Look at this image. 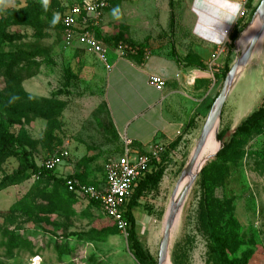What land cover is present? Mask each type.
Here are the masks:
<instances>
[{"label":"rangeland","instance_id":"obj_1","mask_svg":"<svg viewBox=\"0 0 264 264\" xmlns=\"http://www.w3.org/2000/svg\"><path fill=\"white\" fill-rule=\"evenodd\" d=\"M34 1L42 6L41 0ZM78 1L50 0L48 9L54 16ZM253 1L239 20L237 45L231 46L235 18L229 21L233 14L227 0H108L104 15L94 23L106 63L83 48H63L59 28L45 14L24 10L26 0L0 11V19L7 20L0 21V100L21 114L9 128L37 165L65 145L68 156L56 173L81 181L102 178L103 164L125 148L127 138H120L103 99L104 71L115 56L141 62L149 53L175 57L184 49L190 59L193 45L210 42L211 52L225 47L210 69L209 57L204 64L213 72L204 114L190 120L192 126L184 127L174 146L155 137L138 149L164 161L160 183L144 192L134 208L137 237L155 261L169 197L222 86L224 65L230 68L245 46L241 37L260 0ZM117 6L119 20L111 16ZM195 64L203 67L200 61ZM262 97L264 32L230 85L217 124L220 141L229 140ZM0 119L8 120L1 108ZM234 139L224 156L203 165L211 169L207 185L201 183L202 166L184 196L171 225L172 264H214L211 221L229 238V257L249 252L247 264H264V122L259 131L238 133ZM131 144L126 148L134 150ZM17 166L15 157L0 154V264H139L127 235L93 202L54 179L32 173L14 177Z\"/></svg>","mask_w":264,"mask_h":264},{"label":"crops","instance_id":"obj_2","mask_svg":"<svg viewBox=\"0 0 264 264\" xmlns=\"http://www.w3.org/2000/svg\"><path fill=\"white\" fill-rule=\"evenodd\" d=\"M227 1L231 4L229 11L235 18L232 32L234 29L242 28L239 20H243L244 17H238L233 7L237 0ZM250 2L252 7L254 1ZM104 13L105 10L102 15ZM94 23L96 20L92 18L87 20V27L100 38L99 30ZM192 23L187 25L190 26ZM234 43L237 45L236 39ZM191 48L193 52L190 59L185 58L184 49L179 50L182 54L175 57L162 53H149L141 62L115 56L111 60V68L104 71L103 99L106 109L120 138L129 139L131 146L136 150L147 146L155 137L170 142L178 137L182 138L186 124L193 117L196 119L195 116H200L206 111L211 97L213 72H210L204 64L213 44L205 42L202 45H193ZM197 61H200L203 67H198L195 64ZM149 74H157L164 79V85L160 90L147 82ZM103 180L104 171L102 178L85 181L100 185Z\"/></svg>","mask_w":264,"mask_h":264},{"label":"built area","instance_id":"obj_3","mask_svg":"<svg viewBox=\"0 0 264 264\" xmlns=\"http://www.w3.org/2000/svg\"><path fill=\"white\" fill-rule=\"evenodd\" d=\"M108 0H80L70 4L60 14V36L63 48L80 47L93 53L106 63V48L88 27L87 20L101 18ZM242 8L237 12L238 17L246 13L248 0H239ZM225 51L223 45L216 47L209 55L207 67L210 69L218 56ZM147 82L160 90L164 79L157 74H149ZM130 144V140H126ZM125 148L120 155L107 160L103 164L104 180L102 184L84 183L71 177L65 178L67 189L98 202L100 210L112 220L119 231L125 232L126 222L122 207L132 192L136 182L149 170L153 154ZM68 156L67 149L61 146L57 152L46 158L41 166L57 170ZM65 176V175H63Z\"/></svg>","mask_w":264,"mask_h":264},{"label":"trees","instance_id":"obj_4","mask_svg":"<svg viewBox=\"0 0 264 264\" xmlns=\"http://www.w3.org/2000/svg\"><path fill=\"white\" fill-rule=\"evenodd\" d=\"M250 7V2H249ZM255 6L252 8L254 11ZM27 12H32L35 14H45L50 21L53 19V14L49 11H44L43 7L38 5L34 0H26V7L24 8ZM13 11L11 15H14ZM0 21L6 22V18L0 19ZM247 21L244 23V25ZM243 25V26H244ZM56 27L59 28L60 31V22L56 24ZM240 29H234L229 35V44L232 46L234 45V41L238 38ZM106 40V39H105ZM227 61L225 60V63ZM229 66L226 63L224 65L223 75L228 71ZM2 101V102H1ZM0 108L3 109L7 113L8 120H1L0 119V154L5 156H13L18 160V166L13 172L14 177H20L21 175L25 174H38L42 177H47L50 179H54L60 181L61 184L67 189L65 185V178L71 177L75 178L72 174L57 175L56 170L54 169H46L41 165H37L29 158V153L26 149L21 148L17 137L14 133L10 130L9 124L13 121L12 118H17L20 116V112L17 109H13L9 107L4 100H0ZM18 119V118H17ZM264 122V97L259 102V104L238 124L235 126L234 130L231 132L229 140L221 141L222 147L218 149L215 156H224L228 146L232 145L234 142V135L238 133H251L254 131L260 130V123ZM236 124V123H235ZM192 126V122H188L186 124V129ZM218 139H222L220 133L217 134ZM180 137L174 139L170 142L171 146H174ZM139 148V147H138ZM141 148H139L140 150ZM142 150V149H141ZM143 152V151H142ZM166 156V155H164ZM163 160V159H162ZM161 159L155 160L152 158L150 162V168L147 170L144 175L136 182L132 192L130 193L129 197L127 198L125 204L122 207L123 217L126 222L125 232L127 235V239L129 241V250L131 251L133 257L139 264H156V261L151 257V255L145 250L142 246L140 240L136 234V221L133 214V208L136 207L139 203V199L142 197L143 193L147 190L155 188L163 174L164 171V161ZM202 173V185L206 186V179L208 174L211 173V169L206 167L201 168ZM6 178H12V176H6ZM84 183H89L86 181H81ZM93 183V182H91ZM70 193V192H69ZM93 202L97 207L98 202L92 199H89ZM211 221V220H210ZM113 224V223H112ZM114 228L118 230V228L113 224ZM210 228L212 230V238L215 242V249H216V256L214 260V264H247L249 258V252H243L240 256L229 257L228 252L230 250L229 238L226 234H223L219 228L217 222L211 221ZM21 238V237H20ZM22 240V239H21ZM25 241V240H22Z\"/></svg>","mask_w":264,"mask_h":264},{"label":"water","instance_id":"obj_5","mask_svg":"<svg viewBox=\"0 0 264 264\" xmlns=\"http://www.w3.org/2000/svg\"><path fill=\"white\" fill-rule=\"evenodd\" d=\"M255 15H258L260 17L261 24H260L259 28L252 35V37H251L248 45L246 46V48L238 55V57L234 60L233 64L228 69V71L224 77V80L222 82V86H221L219 92L217 93V95L215 96V98H214L212 104L210 105L209 110L205 116V119H204V122L201 126L199 135L196 138L194 148H193L190 156L188 157V160L186 161V163L182 167L178 179H180L181 177H183L186 174H189L191 172V170L193 169V167L196 165L197 156L202 149V146L204 144L207 132L217 121H219L222 106H223L225 98L228 94L230 85H231L232 81L234 80V75H235L236 69L238 67H241L242 65H244L247 62L256 41L260 38L262 32H264V0H260L258 2V5L256 6L254 13L252 15L251 21L253 20ZM216 138L219 142V147H218V149H219L220 147H222V142L218 139L217 134H216ZM218 149H217V151H218ZM216 152L212 155V157L215 156ZM198 169L200 170V168H198ZM196 174H195V176H196ZM178 179H177V181H178ZM192 179H193V177H192ZM188 185L181 192V194H180V196L176 202L175 207L178 204H180V202L182 201ZM172 193H173V190H172ZM173 211H174V208H170V211L168 212L166 219H165L163 232H162L161 239L159 242L156 264H161L163 258L165 257V255L167 253L168 238H169V227H170L169 225H170V221L173 217Z\"/></svg>","mask_w":264,"mask_h":264},{"label":"bare ground","instance_id":"obj_6","mask_svg":"<svg viewBox=\"0 0 264 264\" xmlns=\"http://www.w3.org/2000/svg\"><path fill=\"white\" fill-rule=\"evenodd\" d=\"M260 24H261L260 17L258 15H255L254 18H253V20L246 26V28H248V29L244 31V34H243L244 36L241 37V40H243V42H245L244 43L245 46L243 48H241L242 51L246 48V46L248 45V43H249L252 35L259 28ZM244 65H242L241 67H238L236 69L235 75L237 74V72L239 71V69L242 68ZM235 75H234V77H235ZM217 124H218V121L207 132V135H206L204 144L202 146V149H201L200 153L197 156V163H196V165L193 167V169L191 170V172L189 174H186L183 177H181L180 179H178V181L174 185L173 193H171V195L169 197V202H168V205H167V208H166L165 217H164V220H163L161 235H162V232H163V227H164L165 219H166V216H167L168 212L170 211V208H174V211H173V217H172V219L170 221V225H169L170 227H169V238H168L167 253H166L165 257L163 258L161 264H172V262H171V255L168 252V249H169V239H170V234H171V225H172V222L174 220V217L176 216L177 212L179 211V209L181 207V204H182V201H183L184 197H183L182 201L180 202V204H178L175 207L176 202H177V200H178L181 192L184 190V188L189 184L188 187H187V190H186V192H187L189 190V188L191 187L192 182H193V179L195 178V174L199 170L198 168H201L205 164V162L209 158L212 157V155L217 151V149L219 147V142H218V140L216 138V134H217ZM194 145H195V143H194ZM193 148H194V146H193ZM193 148H192V150H193ZM192 150H191V152H192ZM207 150L209 152L206 153V154H204L203 156H201V153L204 152V151H207ZM191 152H190V154H191ZM192 177H193V179H192ZM186 192H185V194H186ZM148 235L149 234L147 233V238H148ZM148 243H149V245H151L150 242H149V240H148Z\"/></svg>","mask_w":264,"mask_h":264},{"label":"clouds","instance_id":"obj_7","mask_svg":"<svg viewBox=\"0 0 264 264\" xmlns=\"http://www.w3.org/2000/svg\"><path fill=\"white\" fill-rule=\"evenodd\" d=\"M41 4L42 7L44 9V11H47L50 5V0H41ZM15 6V0H0V11L8 8V7H14ZM234 9L236 10V12H239L240 9L242 8V4L240 2H237L233 5ZM111 16L116 19L119 20L121 18V13H120V8L119 6L113 8L111 10ZM234 17H229V21H231V19H233ZM60 20V14L59 13H55L53 16V19L51 21V24L53 27L56 26V24L59 22ZM13 99H16V97H13Z\"/></svg>","mask_w":264,"mask_h":264}]
</instances>
